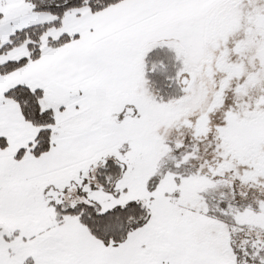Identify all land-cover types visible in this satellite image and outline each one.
<instances>
[{
    "label": "snow or ice",
    "instance_id": "snow-or-ice-1",
    "mask_svg": "<svg viewBox=\"0 0 264 264\" xmlns=\"http://www.w3.org/2000/svg\"><path fill=\"white\" fill-rule=\"evenodd\" d=\"M0 264H264V0H0Z\"/></svg>",
    "mask_w": 264,
    "mask_h": 264
}]
</instances>
